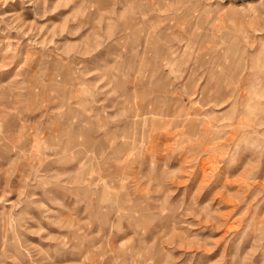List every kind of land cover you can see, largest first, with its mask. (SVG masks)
I'll return each mask as SVG.
<instances>
[{
	"label": "rangeland",
	"instance_id": "1",
	"mask_svg": "<svg viewBox=\"0 0 264 264\" xmlns=\"http://www.w3.org/2000/svg\"><path fill=\"white\" fill-rule=\"evenodd\" d=\"M0 264H264V0H0Z\"/></svg>",
	"mask_w": 264,
	"mask_h": 264
},
{
	"label": "bare ground",
	"instance_id": "2",
	"mask_svg": "<svg viewBox=\"0 0 264 264\" xmlns=\"http://www.w3.org/2000/svg\"><path fill=\"white\" fill-rule=\"evenodd\" d=\"M254 11H256V12H259L260 11V9H258V8H254ZM260 15V14H259ZM236 50L235 49H231V48H227L226 49V53H232V54H234V52H235ZM172 52V51H171ZM169 110V109H168ZM74 136V135H73ZM231 137H232V135H231Z\"/></svg>",
	"mask_w": 264,
	"mask_h": 264
}]
</instances>
